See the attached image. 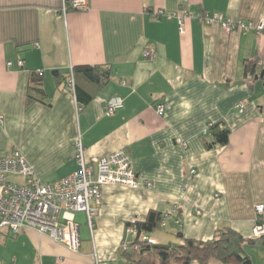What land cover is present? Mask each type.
<instances>
[{
	"label": "crops",
	"instance_id": "1",
	"mask_svg": "<svg viewBox=\"0 0 264 264\" xmlns=\"http://www.w3.org/2000/svg\"><path fill=\"white\" fill-rule=\"evenodd\" d=\"M65 2L0 0V156L18 150L51 183L76 170L77 141L86 161L123 150L137 188H101L78 253L26 228L0 242V264H134L122 255L136 238L127 225L150 212L163 217L154 243L207 242L230 229L251 241V263L264 264V238L252 239L254 206L264 205V32L192 19L181 34L176 18L154 16L183 9L256 24L264 0H89L63 16ZM78 66L105 70L108 81L97 89L78 76L76 100L63 79ZM113 97L123 107L106 115ZM210 124L229 130L227 145L206 149Z\"/></svg>",
	"mask_w": 264,
	"mask_h": 264
},
{
	"label": "built area",
	"instance_id": "2",
	"mask_svg": "<svg viewBox=\"0 0 264 264\" xmlns=\"http://www.w3.org/2000/svg\"><path fill=\"white\" fill-rule=\"evenodd\" d=\"M88 9L89 0H68L63 6L62 14L65 16L68 11L85 12ZM154 16H164L167 20L176 18L181 34H183V22L192 19L199 21L203 26L217 24L227 33L264 32L263 20L253 24L231 20L218 13L210 16L205 12L193 13L180 9L177 13L166 14L158 10ZM144 55L151 58L153 51L146 49ZM7 65L10 66V63ZM18 66L22 67L23 62L19 61ZM65 88L75 97L72 69L67 76ZM243 106L244 104L240 103L237 109L241 110ZM122 107V99L113 97L105 103V114L112 115ZM155 110L158 114H162L163 106L156 105ZM73 158L77 164L74 172L57 181L43 183L36 177L33 168L18 150H14L10 155L0 156L1 243L16 237L27 228L47 236L72 253H78L81 241L75 214H84L86 225L92 233L95 218L101 208V188L106 185L137 188L136 174L131 166L130 157L123 150L86 161L84 148L81 142L77 141ZM14 178L21 181L15 182L12 180ZM254 212L252 239H262L264 238V205H255ZM150 242L154 243L152 240Z\"/></svg>",
	"mask_w": 264,
	"mask_h": 264
},
{
	"label": "trees",
	"instance_id": "3",
	"mask_svg": "<svg viewBox=\"0 0 264 264\" xmlns=\"http://www.w3.org/2000/svg\"><path fill=\"white\" fill-rule=\"evenodd\" d=\"M255 68V63L247 62L245 74H254ZM69 73L63 79L65 87ZM72 73L76 100H79L78 76L86 79L97 89L108 81V73L97 67L78 66L72 69ZM36 75L42 76L39 72ZM229 134V130L221 124H210L203 133L202 139L206 149H212L227 145ZM162 221L163 217L160 213L150 212L144 221L128 223L127 227L133 228L136 238L127 245L126 249L125 247L122 249V255L134 264H252L249 256L244 252V245L251 241L245 240L230 229L216 232L207 242L183 239L181 244L151 243L149 236L159 229Z\"/></svg>",
	"mask_w": 264,
	"mask_h": 264
},
{
	"label": "rangeland",
	"instance_id": "4",
	"mask_svg": "<svg viewBox=\"0 0 264 264\" xmlns=\"http://www.w3.org/2000/svg\"><path fill=\"white\" fill-rule=\"evenodd\" d=\"M12 180L15 181V182H20L21 181L18 178H14ZM75 219H76V222L81 225L80 232L83 235L84 230L87 229V225L85 224V218L83 217L82 214H78L77 213V214H75ZM9 241H14V240H12L11 238H9Z\"/></svg>",
	"mask_w": 264,
	"mask_h": 264
},
{
	"label": "water",
	"instance_id": "5",
	"mask_svg": "<svg viewBox=\"0 0 264 264\" xmlns=\"http://www.w3.org/2000/svg\"><path fill=\"white\" fill-rule=\"evenodd\" d=\"M264 75V73H261V75L260 76H263ZM257 77H255V79H256Z\"/></svg>",
	"mask_w": 264,
	"mask_h": 264
}]
</instances>
